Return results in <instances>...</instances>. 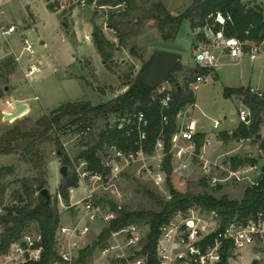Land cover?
I'll return each instance as SVG.
<instances>
[{
	"label": "rangeland",
	"instance_id": "obj_1",
	"mask_svg": "<svg viewBox=\"0 0 264 264\" xmlns=\"http://www.w3.org/2000/svg\"><path fill=\"white\" fill-rule=\"evenodd\" d=\"M247 1H245L246 4H255L252 2L254 0ZM256 1L264 8V0ZM155 3L162 4L171 15L177 16L191 5L192 0H134V8L131 9L128 20L134 17L135 21L137 18L139 21L133 26L129 25L130 31L121 45L118 33L107 26V22L111 14L123 11L125 4L112 7L91 3L82 7L75 0H7L6 3L4 2L3 13L0 15V56L4 50H13L15 53H19L21 49L25 51L24 47L29 43L33 48V60L37 59L35 63L41 66L38 58L43 57L49 64L42 66L40 73L29 78L22 65L17 64L16 67H12L3 64L5 58L14 56L12 52L0 58V92L3 93L0 97V136L16 124L24 130L35 127L39 117L68 101L85 100L92 104H99L115 98L128 89L129 84H125L126 80L134 79L138 75L142 63L155 49L180 53L183 67L172 77L180 84L191 80L195 76L192 69L196 66L192 52L197 42V38L192 33L193 26L188 20H183L176 37L171 41L164 40L158 29L157 19L150 16ZM63 22H65V28ZM92 22L99 25L105 36L113 43V57L107 65L100 58L92 42ZM8 24H13L15 31L5 36L2 33V27L6 28ZM42 41L45 44H42ZM26 54H28L27 51L22 56L23 60L27 59ZM263 61L264 57L250 61L245 56L242 61H234L228 56H222L217 70L210 69L198 89L194 90L196 105L184 107L182 117L184 118L185 115L192 117L203 125L204 130L210 133L211 144L201 148L202 158L199 155H193L185 170L174 171L167 176L179 192L193 194L207 192L217 198L226 195L230 199L239 200L245 188L251 185L247 180H228L213 186L206 177L203 166L212 167L215 175H225V172V174L221 173L213 166H219V164L227 166L230 158L242 160L254 158L257 160L255 163L257 166L263 163L262 151L258 148L259 140L255 137L245 141L237 137L228 140H222L219 137L221 131L227 130L231 133L237 127L240 101L244 102L241 96L233 94L227 96L224 89L240 84L241 74L243 79H247L251 74V67L254 70L250 82L255 84L259 79L261 81L259 87L264 88V78L260 68ZM54 67L57 70H53ZM168 84L173 89V86ZM35 95H37L36 99L33 98ZM11 97L18 101L30 102L31 107L21 116L7 120L3 113L6 110L5 100ZM215 120L221 123L219 129L212 128ZM104 126L103 121H97L92 126L91 135L79 142L73 138L74 134L61 133L60 141L66 144L64 148L69 158L76 161L84 143L93 145ZM262 132L264 133V117L260 129L261 135ZM51 136L50 140L41 144L42 169L45 171L44 177L47 180L45 188L49 191L50 201L55 204L57 188L63 181V175L60 172L63 164L57 155L55 132L51 133ZM28 157L24 155L23 145H19L11 154L0 155V167L10 166L11 168L2 180L7 184V189L4 205L0 206V215L5 213V207L17 202V197L21 193L19 180H32L38 175V168L33 161L28 160ZM249 165L254 164L245 163L244 166ZM73 170L74 166L71 163L67 166V172L71 173ZM250 176L255 178L256 174L250 173ZM167 178L165 183L157 185L146 170L142 169L140 164H136L126 168L119 178L113 179L108 184L106 181L102 184V181L94 183L91 180H79L78 187L70 190L69 204L65 203L59 195L57 196L61 224L71 225L77 222L81 204L74 203L81 202L88 187L94 188L95 196L99 198L98 202L105 212L112 211L110 202H114L118 207L125 206L128 210L158 211L160 206L146 194L145 190L153 191L166 200L165 192L169 190ZM140 223L146 231L149 230V224L146 221ZM91 224L92 230L87 235L84 247L91 245L102 229L108 225L101 219ZM2 230L3 226L0 224V232ZM27 231L37 232L36 223H31ZM112 242L111 236L107 244ZM100 250L96 248L85 263L103 264L99 255ZM254 253L263 255V250L244 248L240 256L230 260L229 264H257Z\"/></svg>",
	"mask_w": 264,
	"mask_h": 264
},
{
	"label": "trees",
	"instance_id": "obj_2",
	"mask_svg": "<svg viewBox=\"0 0 264 264\" xmlns=\"http://www.w3.org/2000/svg\"><path fill=\"white\" fill-rule=\"evenodd\" d=\"M92 1L88 0V4H91ZM96 4L112 7L125 4L124 10L111 14L107 22V26L116 30L119 42L123 45L124 38L130 31V26L139 21L138 18L135 21L134 17L128 20L131 9L134 8V0H96ZM153 11L150 16L157 19L158 29L164 40L171 41L176 37L183 20H188L194 27L202 24L209 14L220 12L229 18L225 28L227 35H234L242 40L263 43L264 45V8L258 4H246L242 0H192L191 5L177 16L171 15L160 3L154 4ZM92 25V42L100 58L107 65L113 57V43L105 36L99 25L95 22H92ZM63 26L66 27L65 22H63ZM3 64L12 67L17 66L13 56L5 58ZM210 69L196 65L192 69L195 76L183 84L171 76L169 83L173 86L172 101L169 109L166 110L168 124L164 127L166 150L170 148L171 136L177 128V115L187 105L195 104V93L189 87L190 82L194 81L198 74L207 75ZM126 77L128 76L126 75ZM125 84H129L128 89L107 102L92 104L85 100L68 101L51 110L48 114L39 117L35 122V127L24 130L16 124L0 136V155L11 154L19 145H23L24 155L27 157L30 155L28 160L33 161L39 171L32 180H19L21 193L17 197V202L5 207V213L0 215V224L3 226V230L0 232V255L7 252L11 244L28 230L31 223H36L42 236L40 258L22 264H52L61 260L56 252L55 243L56 231L61 225L57 196L59 195L65 203L69 204L70 190L78 187L79 177L74 170L63 176V181L56 191L55 204H52L50 200L46 202L45 196L40 194V191L47 186V180L44 177L45 171L42 169L41 144L52 138L51 133L61 131L68 126H93L97 121H103L105 127L99 133L95 143L93 145L84 143V147L76 160L84 158L88 161L90 169L107 173V170L101 165V158L98 153L105 144L116 142L123 148H136L134 139L123 136L120 131L115 129H107V122L111 117L120 116L127 110H142L149 119L147 138L144 140L143 148L146 152L153 150L156 138L162 129L161 108L158 99L155 98L156 87H146L138 80V75L134 79L126 80ZM224 93L227 96L233 94L243 97V101L250 108L251 118L249 124L240 122L231 133L224 130L219 133V137L222 140L233 137L246 139L255 137L259 140L258 148L262 151L263 163L259 166L261 178L258 183L247 186L242 198L237 200L230 199L226 195L217 198L207 192L202 194L182 193L167 178V186L172 194L171 199L164 200L153 191L145 190L146 194L160 206L158 211L128 210L125 206L118 207L114 202H110L111 210L116 213V216L102 229L91 245L80 250L78 258L80 263L87 262L96 248L102 249L107 244L112 232L118 231L132 222L146 221L149 224L148 245L146 247V251L149 253L148 264H156L155 249L160 227L167 223L177 210L185 209L193 204H198L206 210H214L220 217L221 229H224L234 219L244 221L264 208V136L260 134L264 117V97L260 98L249 94L245 87H226ZM2 94L0 92V97ZM204 136L203 133L199 132L194 135L197 152L203 144ZM54 139L61 163L70 166L71 160L66 154L60 138L55 135ZM230 160L235 167L244 166L245 163L255 164L257 162L254 158H246V160L230 158ZM164 165L165 171L169 175L172 169L170 155L166 156ZM10 170V166L0 167V206L4 205L7 189V184L3 183L2 180ZM36 192L37 194H35ZM230 247L231 243H227L224 249L225 264L228 263Z\"/></svg>",
	"mask_w": 264,
	"mask_h": 264
},
{
	"label": "built area",
	"instance_id": "obj_3",
	"mask_svg": "<svg viewBox=\"0 0 264 264\" xmlns=\"http://www.w3.org/2000/svg\"><path fill=\"white\" fill-rule=\"evenodd\" d=\"M78 5L85 7L88 0H75ZM96 4V0L92 1ZM3 13V0H0V15ZM229 18L220 12L211 13L202 24L193 27L192 33L197 38L193 49V61L196 65L216 69L219 66V59L228 56L234 61H242L247 56L250 61H255L259 57H264L263 43L249 40H242L234 35H227L225 28ZM15 31L13 24L2 27L5 36L11 35ZM27 43V39H25ZM28 54H33L32 46L27 43L24 47ZM40 70L36 63H30L26 76H32ZM206 75L198 74L196 79L190 82L189 87L194 91L198 89L200 83ZM169 82L162 83L156 87L155 98L158 99L161 108L162 129L156 138L154 148L151 152H146L143 148L144 140L147 138V128L149 119L142 110H127L120 116H113L107 122V129L120 131L123 136L134 139L136 148L120 147L116 142L105 144L100 150L101 165L107 173L92 170L88 166V161L79 158L74 161L70 158L74 166V171L79 180L104 181L108 184L119 176L131 165L140 164L142 169L151 176L157 185L165 183L167 173L164 162L167 155H170L171 172L185 170L191 157L203 154L201 148L211 144L209 138H204L203 144L196 151L194 135L196 126L194 121L189 123H178L175 132L171 136L170 148L166 150L164 127L168 124L166 110L169 109L172 101V88ZM248 93L257 97H264V88L249 85L246 87ZM20 101L15 98L5 100L6 110L4 114L11 113L16 109ZM238 109V121L245 124L250 123V108L240 102ZM182 111V110H181ZM180 111V112H181ZM180 113L177 115V119ZM12 119V118H11ZM10 120V119H7ZM220 121L213 122V128L218 129ZM105 127V126H104ZM74 134V139L79 142L91 135L92 126L85 127L68 126L61 131H56L59 138L61 133ZM61 139V138H60ZM241 141L246 138H239ZM65 147V143H62ZM217 164V163H216ZM215 170L225 175H215L212 167L203 166L209 182L216 186L225 181L247 180L257 184L261 178L260 167L256 164L249 166H233L229 160L227 166H213ZM255 173V178L250 176ZM166 200L172 198L168 190L165 192ZM95 196L94 188H86L85 196L81 202V210L77 222L71 225H60L56 231L55 243L56 252L60 261L52 264H86L78 261L80 250L84 247L87 235L92 230V224L98 219L109 223L115 218L114 211L105 212ZM148 231L139 222L129 223L118 231L112 232L113 242L106 244L100 250V258L103 264H148L149 253L146 251L148 245ZM42 236L39 231H25L20 238L14 241L6 253L0 255V264H22L31 260H38L42 250ZM227 243H231L230 260L240 256L244 248L261 249L264 257V208L246 220L231 221L224 229H221V221L218 213L214 210H206L198 204H193L185 209H179L167 223L161 225L157 246L155 249L156 264H225L224 249Z\"/></svg>",
	"mask_w": 264,
	"mask_h": 264
},
{
	"label": "water",
	"instance_id": "obj_4",
	"mask_svg": "<svg viewBox=\"0 0 264 264\" xmlns=\"http://www.w3.org/2000/svg\"><path fill=\"white\" fill-rule=\"evenodd\" d=\"M182 67V55L180 53L155 49L150 53L148 59L142 63L138 73V80L146 87L154 88L162 83L169 82L171 76ZM26 109H28L27 103L20 102L13 112L4 114V118H17ZM60 172L63 176L66 175L67 165H62ZM40 194L45 196L46 202L50 200L47 188H43Z\"/></svg>",
	"mask_w": 264,
	"mask_h": 264
},
{
	"label": "crops",
	"instance_id": "obj_5",
	"mask_svg": "<svg viewBox=\"0 0 264 264\" xmlns=\"http://www.w3.org/2000/svg\"><path fill=\"white\" fill-rule=\"evenodd\" d=\"M6 1L7 0H3V3L5 2L6 3ZM242 1H246V2H248L247 0H242ZM252 2H254L255 4H257L258 2L256 1V0H254V1H252ZM42 44H45V42L44 41H42ZM9 52H12L13 54H14V56H16V57H14L13 55V57H14V59L16 60V62H17V64H20V65H22V68H23V70H24V72H26L27 71V69H28V66L29 65H27V64H29V63H35V61L37 60V59H35V60H33V54L32 55H30V54H26V60H23V55H24V53H25V51H23V49H21V51L19 52V53H15L13 50L12 51H6V50H4V51H2V53H1V56H0V58L1 57H4L5 55H7V53H9ZM39 59V61L41 62V66L40 65H38L39 67H40V70L37 72V73H40L41 72V70H42V66H46V65H48L49 63L47 62V60H45V59H43V57H39L38 58ZM26 61V62H25ZM260 68H261V70H262V77L264 78V61L262 62V65L260 66ZM251 69V74L248 76V78L247 79H243V76H242V74H241V81H240V84H238V85H234V86H232L231 88H239V87H247V86H249V85H254V86H260V84H261V81L258 79L257 81H256V83L254 84V83H251L250 82V78H252V72H253V67H251L250 68ZM53 70H57V68H53ZM37 73H35L34 75H36ZM244 74V73H243ZM34 75H32V76H34ZM32 76H30V77H32ZM29 77V78H30ZM28 78V79H29ZM23 99L25 98V97H22ZM34 99H36L37 98V95H35L34 97H33ZM22 99V100H23ZM20 102H25L26 103V101H20ZM241 102V101H240ZM27 105H28V108H30L31 107V104H30V102H28L27 103ZM196 105V104H195ZM182 114H183V112L181 111L180 112V115L178 116V119H177V121H178V123H189L190 121H194L195 122V126H196V132L198 133H203L205 136H204V138H209L210 139V137H209V134L210 133H208V132H206L205 130H204V127H203V125H200L197 121H195V119H193L192 117H186V115H185V117L183 118L182 117ZM221 124V123H220ZM212 128H213V124H212ZM220 128V125H219V127H218V129ZM214 129V128H213ZM227 131V130H226ZM229 132V131H228ZM262 136H264V133L262 132ZM72 190H74V188H72ZM254 259H255V263H257V264H264V257H263V255H257V254H255L254 253ZM254 259H252V260H254Z\"/></svg>",
	"mask_w": 264,
	"mask_h": 264
},
{
	"label": "bare ground",
	"instance_id": "obj_6",
	"mask_svg": "<svg viewBox=\"0 0 264 264\" xmlns=\"http://www.w3.org/2000/svg\"><path fill=\"white\" fill-rule=\"evenodd\" d=\"M28 109H26L23 113H25Z\"/></svg>",
	"mask_w": 264,
	"mask_h": 264
}]
</instances>
